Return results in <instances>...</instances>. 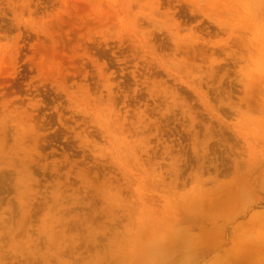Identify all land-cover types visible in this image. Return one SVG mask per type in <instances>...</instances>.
Returning <instances> with one entry per match:
<instances>
[{
  "label": "rangeland",
  "instance_id": "rangeland-1",
  "mask_svg": "<svg viewBox=\"0 0 264 264\" xmlns=\"http://www.w3.org/2000/svg\"><path fill=\"white\" fill-rule=\"evenodd\" d=\"M0 264H264V0H0Z\"/></svg>",
  "mask_w": 264,
  "mask_h": 264
}]
</instances>
